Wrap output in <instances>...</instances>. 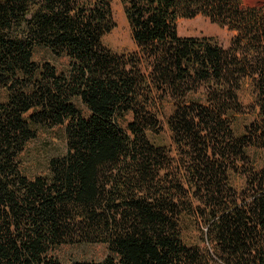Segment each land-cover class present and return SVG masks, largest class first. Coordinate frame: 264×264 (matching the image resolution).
Segmentation results:
<instances>
[{
    "label": "trees",
    "instance_id": "16d2710c",
    "mask_svg": "<svg viewBox=\"0 0 264 264\" xmlns=\"http://www.w3.org/2000/svg\"><path fill=\"white\" fill-rule=\"evenodd\" d=\"M120 1L131 53L102 44L112 0H0V264H264V169L247 155L264 148V2ZM198 16L234 33L228 48L179 36ZM246 82L262 121L236 137ZM169 100L176 156L147 138ZM55 127L66 154L29 179L21 156ZM93 244L110 255L58 256Z\"/></svg>",
    "mask_w": 264,
    "mask_h": 264
},
{
    "label": "rangeland",
    "instance_id": "374dc122",
    "mask_svg": "<svg viewBox=\"0 0 264 264\" xmlns=\"http://www.w3.org/2000/svg\"><path fill=\"white\" fill-rule=\"evenodd\" d=\"M243 8L261 7L264 0H240ZM113 19L116 24L114 30L103 38L102 44L105 48L114 53L123 54L136 51V45L132 39L129 24L127 22L124 8L120 0H112L111 3ZM178 34L180 37L215 38L223 48H228L234 33L227 28H221L205 17L198 16L194 19H181L178 22ZM37 61L51 60V56L39 51L36 54ZM59 69L67 68V60L62 59L56 62ZM200 98V97H191ZM239 100L242 105V112L231 114L230 120L232 130L236 137L247 134V130L254 124L260 125L259 109L256 105V93L250 82H246L239 93ZM174 112V103L167 101L159 113L157 127L154 131L147 133L149 141L158 147L169 150L172 156L177 155L176 147L172 140V133L168 125V119ZM131 118L129 117V120ZM67 144L65 138V127L43 129L38 132L37 138L27 145L21 156V168L29 179L47 177L50 174L49 163L54 158H61L66 154ZM250 167L259 171L264 169V148L251 146L247 149ZM233 187L239 192L245 185L243 176H233ZM197 233L194 230L189 232L188 245L197 242ZM106 245L93 244L84 246H65L59 251L58 256L64 263L71 261H103L109 256Z\"/></svg>",
    "mask_w": 264,
    "mask_h": 264
}]
</instances>
